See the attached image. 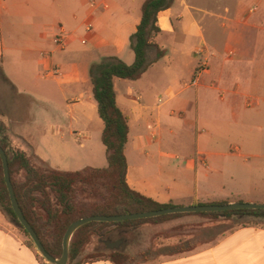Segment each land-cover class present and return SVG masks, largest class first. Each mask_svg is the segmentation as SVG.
I'll return each instance as SVG.
<instances>
[{
  "label": "crops",
  "instance_id": "0c3cea01",
  "mask_svg": "<svg viewBox=\"0 0 264 264\" xmlns=\"http://www.w3.org/2000/svg\"><path fill=\"white\" fill-rule=\"evenodd\" d=\"M144 1L0 0L3 74L39 110L17 133L50 167L107 166L89 67L106 56L134 62L129 37ZM157 24L153 41L166 50L164 57L136 80H113L117 106L128 117L129 187L174 206L264 203V132L226 116H235L241 103L246 120L252 119L248 109L264 102V0H173L159 11ZM60 27L86 44L73 39L57 48L51 40ZM189 217L146 224L148 239H132L122 229L106 241L121 240L125 253L149 243L146 261L137 264H264V217L249 215H236L240 224L213 240L193 249L181 244L182 251L164 255L159 244L180 243ZM0 264L48 263L0 222Z\"/></svg>",
  "mask_w": 264,
  "mask_h": 264
},
{
  "label": "trees",
  "instance_id": "16d2710c",
  "mask_svg": "<svg viewBox=\"0 0 264 264\" xmlns=\"http://www.w3.org/2000/svg\"><path fill=\"white\" fill-rule=\"evenodd\" d=\"M172 3L173 0H145L143 2L141 20L135 32L129 37V44L135 55L132 64H126L116 56H106L93 62L89 67L97 111L104 123L101 140L106 148V167H85L76 171L54 169L35 155L33 149L27 152L24 149L11 147L5 134L6 127L0 123V145L7 155L10 179L19 206L47 252L56 258L62 254V239L66 229L79 218L92 215L138 213L174 206L172 203L160 204L140 194L131 189L126 181L127 162L124 148L129 132L128 117L117 106L113 83L115 77L130 80L140 78L151 65L164 57L166 50L155 43L153 37L160 31L157 14L169 8ZM21 170L24 172V179L16 181L14 174ZM77 181L98 187L103 201L88 206L84 211L77 208L73 201V185ZM0 208L16 219L5 184L1 158ZM189 213L201 214L214 219L230 218L234 215L264 217V209L242 208L213 212L172 213L115 222L92 221L80 226L73 233L69 242L67 264H83L87 261H81L79 256L91 237L103 228L132 229L143 222L160 221ZM21 228L26 235L30 236L23 226ZM31 242L34 244L32 239ZM176 251H182V248ZM138 256L143 257L144 253ZM137 257H132L119 248L97 249L87 258L105 259L112 264H135L139 262Z\"/></svg>",
  "mask_w": 264,
  "mask_h": 264
},
{
  "label": "rangeland",
  "instance_id": "374dc122",
  "mask_svg": "<svg viewBox=\"0 0 264 264\" xmlns=\"http://www.w3.org/2000/svg\"><path fill=\"white\" fill-rule=\"evenodd\" d=\"M260 85V84H259ZM256 89V84L255 87ZM237 104V103H236ZM238 105V104H237ZM241 106V103H239ZM240 106H236L237 111L236 115L232 116L231 114H228L226 116H229L230 120L232 122H251L254 124L255 130L258 131V133L264 132V102H260L252 105L250 109H248L249 113L252 114V119L246 120L247 116L245 112H242ZM38 113V107L36 108V105L33 103L32 98L25 96V95H18L15 91V88L7 81V79L4 77L1 65H0V123L4 124L6 127L5 134L9 139L10 146L14 149H24L27 152L31 151V146L27 141L23 139V137L17 133L18 130H21L22 128L29 127L30 123H28L30 117L33 113ZM22 122L21 124H19ZM14 179L16 181H23L24 179V172L16 171L14 174ZM73 201L77 208L82 209L83 211L85 208L92 204L100 203L103 201L102 195L96 186L87 185L80 183V181H77L73 185ZM185 215V214H184ZM187 215H190L191 227L186 229L185 233H183L184 236H182L179 240L180 243H167L162 244V246L159 244L160 247H158V250L163 251L164 255H171L176 251L175 249H178L181 244H188L191 249L197 247L200 242L202 241H209L215 239L219 235H223L230 230H232L234 227L239 225L240 223L237 221H234L235 216H232L230 218H211L208 216H204L201 214L196 213H189ZM180 216V215H179ZM177 217V216H174ZM167 218L164 220L172 219ZM164 220L160 221H150V222H162ZM0 222L7 227V229L14 231V233L18 234L19 236L23 237L25 240V243L30 245L35 251H37V254L41 257L42 260L46 261L42 258L40 253L38 252L36 246L32 244L31 237L26 235L21 228V225L18 224L17 220L13 218L12 216L8 215L5 211H3L0 208ZM150 222H143L139 224L137 227L129 229V232L127 234H130V237L133 239V236H142L148 239L149 237V231L147 229H144L146 224L148 225ZM242 223V222H241ZM122 229H114L112 227H106L99 231H97V234L93 235L88 243V245L85 246V249L79 256V259L81 261L89 260L87 257L89 254H91L94 250L97 249H107L105 247L104 242L106 240L110 239H116L119 237L118 231ZM178 234V232H176ZM126 234V235H127ZM163 236L165 237L170 236L171 232H161ZM185 236H189V239H186L185 243H183ZM50 238V236H48ZM171 241V239H170ZM149 243H136L135 249L132 248L131 251L127 252L132 257H137L141 252V254L148 252L150 249ZM123 247L121 246L120 249ZM171 250L167 252L166 250ZM110 250V249H109ZM159 252V251H158ZM139 262L137 263H144L146 260L143 259L142 256L137 257ZM48 263V262H47ZM135 263V264H137ZM50 264V263H48Z\"/></svg>",
  "mask_w": 264,
  "mask_h": 264
},
{
  "label": "water",
  "instance_id": "95a60500",
  "mask_svg": "<svg viewBox=\"0 0 264 264\" xmlns=\"http://www.w3.org/2000/svg\"><path fill=\"white\" fill-rule=\"evenodd\" d=\"M0 158L2 161V168H3L5 184L8 190L11 206L15 213L17 222L19 225L23 226L26 229V231L28 232L31 239L33 240L40 255L46 260V262L50 264H67L68 253H69V242L71 240L73 233L80 226L86 223L92 222V221L115 222V221H122V220L155 217V216L172 214V213L213 212V211H225V210L242 209V208L264 209V203L234 202V203H226V204H195V205H189V206H173V207L163 208L159 210H151V211H144V212H138V213H126V214H118V215H92V216H88L84 218H79L73 221L66 229L65 234L62 239V254L59 258H56L53 255H51L49 252H47L41 240L39 239L37 233L32 228L30 223L27 221V219L25 218L21 210V207L19 206V203L17 201L16 195L13 189V185L10 179L7 155L1 145H0ZM120 243H121V240L119 239L115 241H106L105 247L107 249H118Z\"/></svg>",
  "mask_w": 264,
  "mask_h": 264
},
{
  "label": "built area",
  "instance_id": "2783aa9c",
  "mask_svg": "<svg viewBox=\"0 0 264 264\" xmlns=\"http://www.w3.org/2000/svg\"><path fill=\"white\" fill-rule=\"evenodd\" d=\"M87 30H91L90 26L86 27ZM79 40L82 44H86L85 37H78L73 32L66 31L64 28L60 27L57 32L54 33L52 37V44L59 49H63L71 40ZM201 69H205V64L201 65ZM48 73L51 75L56 74V69L48 68Z\"/></svg>",
  "mask_w": 264,
  "mask_h": 264
}]
</instances>
